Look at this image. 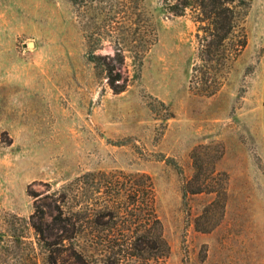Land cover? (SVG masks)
Returning a JSON list of instances; mask_svg holds the SVG:
<instances>
[{
    "label": "rangeland",
    "instance_id": "1",
    "mask_svg": "<svg viewBox=\"0 0 264 264\" xmlns=\"http://www.w3.org/2000/svg\"><path fill=\"white\" fill-rule=\"evenodd\" d=\"M204 25L164 0H0V226L50 212L65 192L71 205L101 204L88 174L141 173L155 185L166 264H264V0H250L237 60L211 71L212 96L199 73ZM92 50L121 52L125 92ZM196 173L226 190L224 209L191 194Z\"/></svg>",
    "mask_w": 264,
    "mask_h": 264
},
{
    "label": "trees",
    "instance_id": "2",
    "mask_svg": "<svg viewBox=\"0 0 264 264\" xmlns=\"http://www.w3.org/2000/svg\"><path fill=\"white\" fill-rule=\"evenodd\" d=\"M70 1L80 5L90 0ZM164 2L172 15L182 16L187 10H193L197 21L205 24L197 34L202 68L199 73L204 95H214L218 85L211 71L236 61L247 46L244 22L250 0ZM89 60L106 75L115 93L129 88V76L123 72L125 59L120 51L116 50L114 56H102L92 50ZM194 159L196 172H201L197 153ZM214 173L215 170L212 175ZM87 176L93 178L94 193L102 196L101 204L74 206L69 203V193L65 192L50 212L36 206V212L29 219L11 216L0 226V264H166L170 248L158 215L151 177L123 172ZM194 178H198V184L191 194H214L216 198L211 206L224 209L222 198L226 190L216 188L215 178L201 179L200 173ZM183 191L186 197L187 187ZM217 225L213 224L206 232Z\"/></svg>",
    "mask_w": 264,
    "mask_h": 264
}]
</instances>
